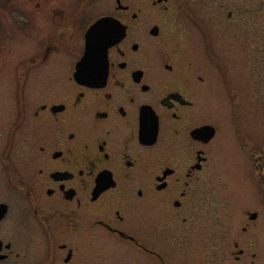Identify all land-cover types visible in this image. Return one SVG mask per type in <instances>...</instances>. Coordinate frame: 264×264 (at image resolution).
<instances>
[{
  "label": "flooded vegetation",
  "instance_id": "obj_1",
  "mask_svg": "<svg viewBox=\"0 0 264 264\" xmlns=\"http://www.w3.org/2000/svg\"><path fill=\"white\" fill-rule=\"evenodd\" d=\"M243 1L11 4L25 115L0 133V264H211L192 238L218 153L239 152L235 104L188 59L224 53L210 26L257 36L264 0Z\"/></svg>",
  "mask_w": 264,
  "mask_h": 264
},
{
  "label": "rangeland",
  "instance_id": "obj_2",
  "mask_svg": "<svg viewBox=\"0 0 264 264\" xmlns=\"http://www.w3.org/2000/svg\"><path fill=\"white\" fill-rule=\"evenodd\" d=\"M10 1L18 3L21 0H0V133L2 135L6 134L11 123L15 124L20 120V117L23 118L25 115V106L16 104L14 101L17 94L13 86L12 68L15 59L24 54L20 51L27 49L25 39L21 36L25 33L26 26L17 24L13 27L12 17L4 11L5 8H9ZM241 1L244 3L243 0ZM213 31V27L210 26V48L221 49L224 52L223 54L219 53L218 58L231 72L234 86L239 92V99L247 98L250 102L251 97L264 94V64L262 68L260 65L257 66L261 73L257 74L256 83L262 87L250 88L251 60H249L250 53L246 54L247 35L243 34L240 38L238 33L225 36L224 33L220 35L217 31L214 33ZM258 31L264 33V28H259ZM246 32L249 33V28L246 29ZM217 38H220L221 41L217 43L218 47H215ZM258 48L264 51V41H258ZM188 60L211 69L215 78L213 87L211 86V102L216 104L221 98L228 102L229 95L224 93L221 77L216 73L219 69L215 67L211 59L197 57ZM258 62H261L260 58ZM234 73H237L235 75L238 77L235 78ZM250 82L253 81L250 80ZM248 102L241 101L239 114L245 135L249 139H247V143L250 145L264 143V117L259 116V119H256L253 106ZM263 113L264 105H258L257 114ZM0 144H5L4 138ZM237 147L238 142H236L235 148ZM228 150L232 149L226 147L218 153L217 164L211 170L210 204H208V213L205 216V228L194 229L192 242L195 246L201 242L205 243L208 247V257L211 260L221 252L228 255V258L225 257V259L233 260L230 254L234 251L233 242H237L238 247L242 249L245 247L249 258L252 255L250 264H264V208L259 201L257 187L253 180H250V162L247 155L244 156L237 152L229 153ZM10 155L8 154V156ZM0 181L2 183L1 177ZM245 211H255L257 218L245 225V232H242L241 227L244 226L242 219ZM219 227L223 230L221 231ZM197 256L199 253L195 255V257Z\"/></svg>",
  "mask_w": 264,
  "mask_h": 264
},
{
  "label": "water",
  "instance_id": "obj_3",
  "mask_svg": "<svg viewBox=\"0 0 264 264\" xmlns=\"http://www.w3.org/2000/svg\"><path fill=\"white\" fill-rule=\"evenodd\" d=\"M255 217H256L255 214H252V215H251V219H254Z\"/></svg>",
  "mask_w": 264,
  "mask_h": 264
},
{
  "label": "trees",
  "instance_id": "obj_4",
  "mask_svg": "<svg viewBox=\"0 0 264 264\" xmlns=\"http://www.w3.org/2000/svg\"><path fill=\"white\" fill-rule=\"evenodd\" d=\"M262 201H263V205H264V194H263V196H262Z\"/></svg>",
  "mask_w": 264,
  "mask_h": 264
}]
</instances>
